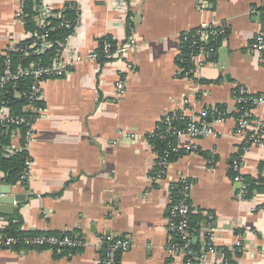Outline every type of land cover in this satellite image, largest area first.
I'll list each match as a JSON object with an SVG mask.
<instances>
[{
    "label": "crops",
    "instance_id": "crops-1",
    "mask_svg": "<svg viewBox=\"0 0 264 264\" xmlns=\"http://www.w3.org/2000/svg\"><path fill=\"white\" fill-rule=\"evenodd\" d=\"M262 1L208 0L202 6V0H31L36 14L49 17L75 5L80 23L62 54L73 64L70 73L42 83L44 112L29 150L30 176L11 184L0 170V198L23 197L12 208L5 205L10 211L0 210V232L18 214L25 232L68 234L97 245L106 234L128 239L131 246L120 264H184L183 256L170 253L176 236L167 220L171 183L187 178L194 184L193 247L205 251L214 229L220 251L208 254L202 264H222L225 250L236 264H264V190L255 188L246 198L250 180L264 185V143L243 155L241 175L248 185L243 199L237 198L232 170L243 151L235 135L234 94L244 88L264 96L263 57L250 50L264 31ZM22 2L0 0V62L8 44L27 36L17 17ZM203 24L225 33L215 59L186 74L193 67L178 63L182 36ZM104 37L132 44L127 61L135 72L127 75L122 62H106L98 71L99 62L89 55L97 53ZM120 75L126 77V89L118 101L114 89ZM215 107L226 114L213 124L216 135L199 140L197 152L178 157L166 179L154 184L157 151L148 135L166 115L178 113L198 123L203 112ZM254 116L264 121V106ZM21 139L18 130L12 131L8 156L21 151ZM175 143L186 148L191 140L183 136ZM208 214L214 222H208ZM3 236L0 264H101L104 257L99 246L62 253L17 250L5 246Z\"/></svg>",
    "mask_w": 264,
    "mask_h": 264
},
{
    "label": "built area",
    "instance_id": "built-area-1",
    "mask_svg": "<svg viewBox=\"0 0 264 264\" xmlns=\"http://www.w3.org/2000/svg\"><path fill=\"white\" fill-rule=\"evenodd\" d=\"M26 1L23 0L20 9L17 13L18 20L25 24L24 18L28 17L26 14ZM208 0H202V6L207 4ZM261 7L264 9V0L261 3ZM49 14H42L38 12L32 17V20L36 22L39 28L45 29L42 34L26 32L27 36L25 41L30 40L31 42L24 43L20 41H12L8 44L3 51L2 59L3 65L0 70V88L5 85L14 83L21 78H31L33 86L31 91L33 92V101L41 102V91L42 83L46 79L62 78L70 73V69L73 64L66 61L63 57V53L68 49L69 41L73 33L78 32L80 18L74 23L72 21L64 20L63 16L58 13L55 17L62 20L59 27H52L51 23L47 21ZM53 16V15H52ZM68 28L72 30V34L69 35L64 43L60 45V51L58 57L54 59L53 63L49 66H39L36 63H32L29 67L24 68L18 66L15 68L13 65V55H21L23 58H29L33 54H42L48 48L53 47L52 42L49 40L51 31H55L58 28ZM224 30L203 24L199 28L195 29V33L192 37V53L190 54L189 62L192 65V69L188 70L186 74H190V71L196 73L206 63L212 62L217 54L218 43L223 34ZM102 57L108 63L122 62L126 66L125 72H135V67L127 61V56L131 53L133 47L131 43L118 44L110 37H104L102 39ZM250 50L253 53L260 54L263 57L264 63V31L260 32L253 40L250 45ZM101 57V58H102ZM89 58L95 59L99 62L98 71L101 72L100 55L93 53L89 55ZM81 59V56L78 57ZM185 71V70H183ZM126 77L120 75L115 83V99L120 100L126 89ZM234 99L238 104L237 109V120L235 135L240 138L243 142V151L232 166L234 171V183L238 188L237 198L243 199L244 194L247 190V183L241 175L242 159L244 153L253 146H262L264 143V121L255 118L254 111L257 108L264 106V96L258 94H251L244 88H240L238 92H235ZM26 110H31L35 115L33 119L25 117H19L17 119L12 118L7 110L0 112V121L6 124L22 125L25 124L27 127L25 134V147L24 150L28 152V157L25 161V167L21 174L20 179L26 181L30 176L33 161L29 155V150L32 142L35 140V123L39 115L44 112V108L39 105L29 104ZM167 124L168 132H171L176 138L186 136L191 140L190 145L186 148H181L178 144L169 145V150H166L161 155L157 153V160L155 168L151 173V181L159 183L166 179L168 170L172 164L170 161V150L173 153L182 155H188L198 151L197 142L199 140L215 136V130L213 124L217 122H223L226 119V114L221 112L217 107L203 112L199 122L191 121L188 123L185 129H178L173 125L175 121H184V117L178 113H172L166 115L164 118ZM193 181L187 178H179L178 180L171 183L170 190L171 195L177 188L179 190V199L174 200L172 198L171 204L168 209V229L174 233L176 240L171 244L170 253L173 255H181L184 257V264H202L207 262L208 254H217L220 251L214 245V229H211V234L208 236L206 241V249L202 252H197L192 244L193 232L190 224L191 216V190L193 188ZM208 222L212 223L215 221L214 216L211 214L207 215ZM17 240L12 237H7L3 240L5 246L12 247ZM23 245L26 248H39L53 250L58 253L65 251H82L86 249H93L98 247L103 249L104 257L101 264H120V256L130 248V242L125 238H117L111 234H106L101 237L99 245L89 242L85 238L68 235V234H56L45 232L36 236H27L23 239ZM222 264H230L227 258L224 259Z\"/></svg>",
    "mask_w": 264,
    "mask_h": 264
},
{
    "label": "trees",
    "instance_id": "trees-1",
    "mask_svg": "<svg viewBox=\"0 0 264 264\" xmlns=\"http://www.w3.org/2000/svg\"><path fill=\"white\" fill-rule=\"evenodd\" d=\"M35 4L31 1L26 3V14L28 17L24 18L27 31L31 33L42 34L45 29L39 28L34 24L32 17L35 16ZM60 13L64 20L72 21L73 23L79 19V12L75 5H67L66 8L60 12L54 13L53 16H50L47 21L51 23L52 27H59L62 20L55 17V14ZM195 33V30H192L189 33H186L182 36L181 43V54L179 56L178 63L180 66L185 67V69L190 68V54L192 53V37ZM72 34V30L68 28H58L55 31H51L49 35V40L52 42L53 47L48 48L42 54H33L29 58H23L21 55H13V65L16 67L21 66L24 68L29 67L32 63H36L39 66H49L53 63L54 59L58 57L60 51V45L64 43V40ZM31 42L30 40L25 41L24 43ZM220 42V40H219ZM102 40L100 41L99 49L97 54L102 57ZM101 63H106L105 59L102 57L100 59ZM3 59L0 62V70L2 69ZM33 86V81L31 78L25 77L21 78L18 81L5 85L0 88V112L7 110L9 115L12 118L25 117L28 119H33L35 115L31 110H26V107L29 104L41 106V102L33 101V92L31 91ZM188 121H175L173 125L176 126L179 130L185 129L188 125ZM14 130H18L22 136L21 144L22 149L16 153L11 152L12 155L8 156L10 153L9 144L11 143V133ZM27 127L25 124L15 125V124H6L0 121V170L7 175V180L11 184H16L21 177V174L25 167V161L28 157V152L24 150L25 147V134ZM151 144L154 146L157 153L160 155L169 150V145H174L176 136H173L171 132L167 130V124L164 119L160 122L158 129L154 134L148 135ZM170 161H175L178 157L182 156V153L176 154L170 150ZM264 181V180H263ZM249 191L246 198H251L254 189L259 191L264 190V185H256L254 180H250ZM172 198L174 200L179 199V190L176 188L172 193ZM16 221L13 222L5 231L0 232V236L4 235L5 240L7 237H12L17 240V242L12 246L13 249H26L23 245V239L27 236H36L42 233L39 232H25L21 230L22 220L18 214L15 216ZM191 224V222H190ZM192 232L194 233V224H191ZM225 257L229 260L230 264H236L231 259V254L227 250L224 251Z\"/></svg>",
    "mask_w": 264,
    "mask_h": 264
},
{
    "label": "water",
    "instance_id": "water-1",
    "mask_svg": "<svg viewBox=\"0 0 264 264\" xmlns=\"http://www.w3.org/2000/svg\"><path fill=\"white\" fill-rule=\"evenodd\" d=\"M2 194L3 195H7V193H2ZM21 200H23V197L21 198L19 196H15L14 198H5V196H2L0 198V210L1 209H5L7 211H10L11 209L10 208L9 209L5 208V205L9 204L11 206V208H12V205H13V203L15 201H21Z\"/></svg>",
    "mask_w": 264,
    "mask_h": 264
}]
</instances>
